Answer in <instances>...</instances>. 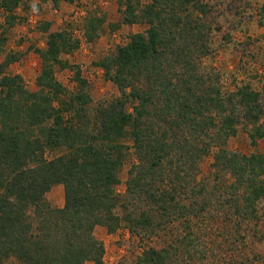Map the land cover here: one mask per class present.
<instances>
[{
  "label": "trees",
  "instance_id": "obj_1",
  "mask_svg": "<svg viewBox=\"0 0 264 264\" xmlns=\"http://www.w3.org/2000/svg\"><path fill=\"white\" fill-rule=\"evenodd\" d=\"M24 1L0 0V56ZM202 1L118 0L122 24L143 23L147 29L95 63L118 90L109 102H92L80 69L62 59L80 46L66 29L41 27L45 49L36 52L37 91H29L21 76L5 74L15 55L0 62V264H108L94 228L114 234L125 225L147 236L174 219L200 217L209 200L202 191L193 193L179 171L167 184L166 173L197 160L213 144L219 145L213 168L233 179L230 190L221 185L219 193L233 191L228 203L241 222L257 219L258 206L264 208V154L243 155L224 146L242 120L253 125L248 135L255 146L264 136V125H258L264 113L257 92L244 85L225 94L203 69L201 60L211 49L199 16L207 15ZM258 13L264 25V0ZM101 26V18L89 19L85 40L97 37ZM57 67L73 71L75 91L56 79ZM126 142L136 161L119 195ZM55 186L63 189L62 207L45 200ZM171 258L166 248H148L130 264H168Z\"/></svg>",
  "mask_w": 264,
  "mask_h": 264
},
{
  "label": "rangeland",
  "instance_id": "obj_2",
  "mask_svg": "<svg viewBox=\"0 0 264 264\" xmlns=\"http://www.w3.org/2000/svg\"><path fill=\"white\" fill-rule=\"evenodd\" d=\"M150 1L141 0L142 4ZM206 2L207 15L199 16L205 24V40L211 51L201 60L203 69L211 73L225 94L233 93L244 85L257 92L264 113V25H259L258 17L263 0L202 1ZM191 11L192 8L189 9ZM14 14L18 20L5 32L6 43L0 62L10 55L17 59L5 68V74L21 76L29 91H37L35 78L40 72L41 61L36 52L45 49L41 27L49 24L50 31L66 29L79 40L80 46L62 59L80 69L88 84L87 92L96 103L115 99L118 90L105 79L102 69L95 63L114 54L117 46L127 44L129 36L144 33L147 29L143 23L122 24L118 0H76L73 3L67 0H26ZM194 14L199 13L195 10ZM91 18H101L102 26L98 36L88 42L84 31ZM0 25L5 27L1 9ZM55 75L68 91H75L72 70L57 67ZM258 125H264V118ZM252 126L242 120L236 126V134L227 139L224 148L243 155L264 154V136L257 139L255 146L250 143L248 134ZM124 144L130 149L118 171L119 184L115 191L119 195L124 194L128 170L136 161L131 143ZM218 146L211 145L197 160L192 158L188 163L177 164L166 173L167 184V178L173 180L174 173L179 171L185 182H191L193 193L202 191L201 197L209 200L204 214L190 221L189 218L174 219L162 231L147 236L132 234L125 225L114 234L98 226L92 235L104 246L102 259L105 263L130 264L148 248H166L172 254L168 264H264V208L258 206L257 219L241 222L228 203L234 199V195H229L233 191L219 193L221 185L230 190L233 179L221 169L213 168V155ZM45 200L51 207H62V187H53L45 195ZM134 204L136 208H143L145 203Z\"/></svg>",
  "mask_w": 264,
  "mask_h": 264
}]
</instances>
